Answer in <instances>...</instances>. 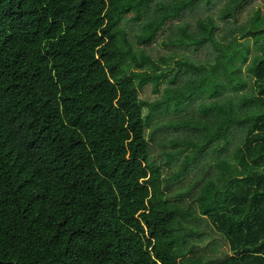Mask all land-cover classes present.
<instances>
[{
	"label": "trees",
	"instance_id": "trees-1",
	"mask_svg": "<svg viewBox=\"0 0 264 264\" xmlns=\"http://www.w3.org/2000/svg\"><path fill=\"white\" fill-rule=\"evenodd\" d=\"M263 5L0 0V264H264Z\"/></svg>",
	"mask_w": 264,
	"mask_h": 264
},
{
	"label": "rangeland",
	"instance_id": "rangeland-1",
	"mask_svg": "<svg viewBox=\"0 0 264 264\" xmlns=\"http://www.w3.org/2000/svg\"><path fill=\"white\" fill-rule=\"evenodd\" d=\"M205 52H206V50L204 52L202 50L200 52L193 53V55L196 56V57H202L203 55H205ZM243 71H244L245 74H247V72H248V70L246 69V67H244ZM146 91H150V89L149 88H146ZM150 94H152V93H150ZM155 96H157V95H155ZM151 146H152V149L155 151V153L153 154L154 157H159V159H160L161 156H159V152H157V150H156V148H159V147H157L154 142L151 143ZM159 159H157V160H159ZM203 228H204V226H203ZM216 239H217V243L220 245V248L219 247L217 248V250L219 252L218 257L221 258V257H223V255L229 254V248L227 247V245L225 244V242L223 241V239H221L219 236H217ZM200 246L203 248V245H201V243H200ZM201 254H203V252H201ZM209 256L213 257L212 254H209Z\"/></svg>",
	"mask_w": 264,
	"mask_h": 264
}]
</instances>
